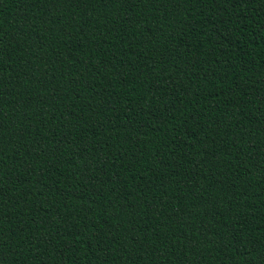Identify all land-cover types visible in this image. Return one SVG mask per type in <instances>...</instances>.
Segmentation results:
<instances>
[{
	"label": "trees",
	"instance_id": "16d2710c",
	"mask_svg": "<svg viewBox=\"0 0 264 264\" xmlns=\"http://www.w3.org/2000/svg\"><path fill=\"white\" fill-rule=\"evenodd\" d=\"M0 264H264V0H0Z\"/></svg>",
	"mask_w": 264,
	"mask_h": 264
}]
</instances>
